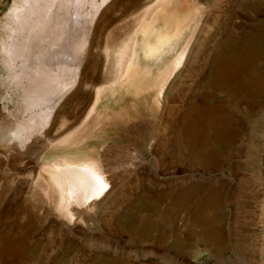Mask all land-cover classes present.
I'll return each mask as SVG.
<instances>
[{
  "label": "rangeland",
  "instance_id": "374dc122",
  "mask_svg": "<svg viewBox=\"0 0 264 264\" xmlns=\"http://www.w3.org/2000/svg\"><path fill=\"white\" fill-rule=\"evenodd\" d=\"M26 1L0 0V127L24 129L38 113L48 125L28 144L0 146V264H264V0H174L157 11L153 19L188 16L186 68L162 103L151 100V78L130 89L132 123L110 126V140H98L97 126L83 131L78 144L102 151L110 191L104 206L75 208V219L60 209L39 158L67 131L74 98L68 88L29 113L28 80L60 68L67 83L78 71L82 86L95 62L113 68L157 2L115 0L100 17L92 0L56 2L49 26L34 30L15 21ZM216 62L225 71L218 80Z\"/></svg>",
  "mask_w": 264,
  "mask_h": 264
},
{
  "label": "bare ground",
  "instance_id": "6f19581e",
  "mask_svg": "<svg viewBox=\"0 0 264 264\" xmlns=\"http://www.w3.org/2000/svg\"><path fill=\"white\" fill-rule=\"evenodd\" d=\"M98 1H101V3L99 4ZM114 1L115 0H92V6L94 8L95 16L99 15V17H100L101 14L111 4H113ZM26 2H27L28 6L25 9H23L22 11L19 10V14H17L16 18L15 17L14 18H15V21L17 22V25L19 28L25 29V27L27 25H30L31 27L33 26V28L35 30L37 28V26H39V25H41V26L46 25L47 22H45V21L48 17H50L49 21L50 20L52 21L50 15L53 14L54 10H56V9H54V5H57L58 8H61V6L59 5L60 3L56 4V2H61V3H65V4L67 3V5H68L69 1L67 2L66 0H60V1L59 0H28ZM74 2H76V0ZM156 2H157V7H155L154 9H151V10H147L144 13V17H145L144 19H146V20L144 23L141 24L142 26L140 28V31L138 30L139 33L137 34V36H135L133 39H131V42L124 44V46H120V49H118L114 53V62H113L114 67L111 64L112 62L108 63V64L112 65V67L115 69L116 75H117L116 76L117 80L120 79V81H119L121 84V86L119 85L120 89H125L128 91L129 89H132L134 87L140 88L143 86L146 79L151 78L152 83L150 85V90H151V93H153V95L150 97H151V100H154V103H155V101L156 102L161 101L164 98L169 84L172 83L171 80H174L173 78H175L177 76V74H179V72L187 65L186 62L189 58V54H190L191 47L193 44V38H192L193 36L191 37V35H190V30H191L190 20H189V18H187L188 17L187 15L184 14L187 17H184L181 19L179 17L178 18H170V17L165 16V13L162 12V14H158V16H156L154 19L152 18L157 14V11L159 9L172 6V5H174L173 2H175V1L174 0H156ZM71 3H72V1H71ZM135 7H138V6H135ZM64 8H66V7H64ZM131 9H132V7H131ZM133 9H134V7H133ZM135 10H136V8H135ZM64 11L66 12V9ZM59 13H60V11H59ZM67 13H68V11H67ZM123 14H124V12H123ZM59 15H61V14H59ZM180 15H182V14H180ZM52 17H54V16H52ZM57 18H58V16L56 17V19ZM139 23L140 22H138V24ZM48 24L46 25V27L49 26ZM30 26H27V28ZM41 26H39V29L42 28ZM61 29L62 28H60V30ZM26 30H28V29H26ZM30 30L31 29H29V31ZM47 30H49V29H47ZM50 31H51V29H50ZM40 33H42V32H40ZM118 35L120 36V34H117V37H118ZM110 38H111V36H110ZM117 41H118V39H117ZM125 41L127 42V40H125ZM20 43H18V44H20ZM24 44H26V43H24ZM110 44H112V41ZM6 45H4L5 46L4 50L3 51L1 50V52L3 54V57L7 60V62H9V60L11 61V59L15 58V57H12L11 53L7 52L8 49H7ZM109 46L111 47V45H109ZM195 46H196V44H195ZM16 51H17V49H16ZM196 52L198 53L197 50H196ZM12 53H14V52H12ZM19 53H21V52L19 51ZM229 53H231V52H229ZM16 54H14V55H16ZM8 55H10L12 58H9L10 56H8ZM225 55L223 57H225ZM107 59H108V57H107ZM101 60H100V62H102ZM212 60H214V58ZM111 61H113V60H111ZM226 61H228V59ZM109 62H110V59H109ZM98 64H95V65H97L96 67H99ZM211 65H213V64H211ZM46 70H48V69L42 68V70H41L42 72L39 73V77H38L39 80L38 81H36L35 79H33V80H35V82H31V80H28L30 82V84L32 83V85H30V87L25 92V94H26V98H25L26 99L25 100L26 101V108L25 109L29 113L30 112L32 113L33 109H35L36 107L42 106L45 103V101L48 100V98L53 97L52 95H55V94L58 95L59 93L61 94L65 90H67L68 88L74 87L75 84L77 85L76 75L74 76L75 79L73 78L71 82L67 83L66 81H64V77H63V76H66L67 74L64 75V73L61 71L60 68H58V69L52 68L51 69V73H49V75L51 77L48 76V77H50V79L47 77ZM49 70H50V68H49ZM222 71H224V70H223V67L220 64V62L219 63L216 62V65L214 66V68H212V71L210 73V77L212 76L218 80L222 76ZM235 71H237V70H235ZM227 73H228V71H227ZM224 74H225V71H224ZM98 75H100V72ZM182 76H184V75H182ZM226 78H228V77H226ZM113 80H115V79H113ZM226 80H228V79H226ZM115 83H117V82H115ZM50 85H51V87H50ZM106 87H108V86H106ZM106 87H105V89H106ZM100 93L102 95L101 90L98 91L97 101H99L101 99ZM161 103H162V101H161ZM132 105H134V104H132ZM137 108H135V110ZM43 111H44L43 114H45V110H43ZM131 111H132L131 109H129L128 112L123 111V113L117 111V113L113 114V116H112L113 123H116V122L119 123L121 121V119H123L122 121H125L124 119L129 121L130 118L132 121V116H131L132 113H129ZM105 112H104V114L106 115ZM195 112H197V111H195ZM145 113H143V114H145ZM37 115H40V114L38 113ZM76 115H77V113H76ZM94 115H96V116L99 115V116H97L98 118L101 117L97 111L91 110V112H90L89 116H87V118H91ZM31 116H32V118L30 119L31 121L27 124V127L24 129L23 128H21V129H14V128L9 129V126H4L3 122L1 121L2 126L0 127V146H3L5 143H9V142H15L14 143L15 145H16V143L17 144L19 143V145H21L23 143V142H21V144H20V141H21L20 139L22 137L25 139L24 140L22 138L24 140V142L27 143L30 140H32L33 137L47 132L45 130V127H46V125H48V123L47 122L43 123L44 122L43 121L44 115L42 117H36L35 114H33V115L31 114ZM45 116H46V114H45ZM74 117H76V116H74ZM196 118H198V117H196ZM192 119L194 120L195 118L192 117ZM47 121L49 122L50 120H47ZM106 121H104V123ZM197 121L194 120L191 123L194 126L195 125L197 126ZM101 124H102V122H101ZM189 126H190V124H189ZM49 128H47V129H49ZM82 128H84V127H82ZM197 128H198V126H197ZM189 129H191V128H189ZM192 133H193V137H194V135H197V133L196 134L194 132H192ZM111 135H112V133H111ZM77 142H78V135H77L76 131L70 133L69 135H67L65 137L59 138V139H52V140L48 139V144L45 147V148H47L48 151L46 154H43L39 157L41 159V161L44 163V170H45L44 176L48 182V185H49V187H52L57 194V197H58L57 203H58L60 209L62 211H66L69 215H71L70 217H73L74 219H75L74 216H76V214H77L75 212V208L80 209V207L83 208V207H85V205L92 206V205H95L97 202H100V201H103V206H104V202H105L104 199L106 200L107 195L109 194V191H110V187H109L108 180H107V174L105 172L106 166H104V160L102 158V155L100 154L102 151H100V149L99 150L96 149L95 146H91V145H88V146L86 144H85V146L75 145V144H77ZM27 144L25 146H27ZM22 145H24V144H22ZM17 147H19V146H17ZM7 153H9V152H7ZM4 154H2V155H4ZM16 155H17V153H16ZM22 155H24V154H22ZM17 156H19V155H17ZM17 156H15V157H17ZM18 159H15V160H18ZM12 162H15V161H12ZM18 162H20V160H18ZM13 164L14 163H12V165ZM0 166H2L1 163H0ZM12 169H14V168L12 167ZM3 184H4V181H3ZM1 186H2V184H1ZM4 190L7 191L8 189L6 190L3 188V191ZM114 220H115V218H114ZM206 236H207V234H206Z\"/></svg>",
  "mask_w": 264,
  "mask_h": 264
},
{
  "label": "crops",
  "instance_id": "0c3cea01",
  "mask_svg": "<svg viewBox=\"0 0 264 264\" xmlns=\"http://www.w3.org/2000/svg\"><path fill=\"white\" fill-rule=\"evenodd\" d=\"M97 62L99 63L100 61H97ZM97 62L94 63V65L91 68V72L88 73L87 83L82 84V86L81 85L79 86V75H78V71H76L73 74V78L75 79L74 76L76 75L77 85L75 84L74 87L69 88L66 91V93L64 94L65 97L72 95L71 97L74 99H72L70 101V103L68 104V106L66 107L65 114H66V120L67 121L65 124L68 127H67V131L63 134V137H65V136L69 135L70 133L76 131V133L78 135V142L75 145H80L78 143H80L82 141V133H83V131H86V127L89 129L90 126H93V125L97 126L99 134H101V136L98 137V140L105 141V140L111 139L110 138L111 130L109 129L110 126H117V125H121V124L126 125L129 123H132L131 118L129 119V121L124 119L125 121L121 120L119 123H117V122L113 123V121H112L113 120L112 119L113 114L117 113V111H120V112L126 111L127 112L129 109L132 108L131 105H132L133 94L131 93L130 89L127 91L125 89H118L117 88L116 83H115L116 81L113 80L117 76L114 68L107 66L106 62H104V61L100 62L99 64ZM95 64H98L99 67H96L97 65H95ZM99 72H100V75H98ZM105 85L108 87H106ZM105 87H106V89H105ZM99 90L102 91V95L100 93L101 99L99 101H97V94H98ZM75 91H78V92L75 93ZM91 110L97 111L101 117L98 118L97 116H99V115H97V116L94 115L91 118H87V116H89ZM104 112L106 113V115L104 114ZM76 113H77V115H76ZM129 113H131V112H129ZM74 116H76V117H74ZM104 121H106L107 123L106 122L104 123ZM101 122L103 125L101 124ZM82 127H84V128H82Z\"/></svg>",
  "mask_w": 264,
  "mask_h": 264
}]
</instances>
